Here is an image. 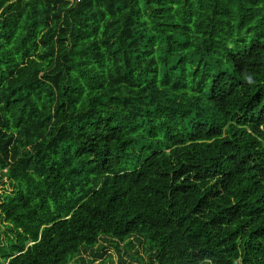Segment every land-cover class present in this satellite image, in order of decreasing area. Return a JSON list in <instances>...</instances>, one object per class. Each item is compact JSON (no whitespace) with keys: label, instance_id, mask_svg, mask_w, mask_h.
<instances>
[{"label":"trees","instance_id":"16d2710c","mask_svg":"<svg viewBox=\"0 0 264 264\" xmlns=\"http://www.w3.org/2000/svg\"><path fill=\"white\" fill-rule=\"evenodd\" d=\"M0 187V264H264V0H0Z\"/></svg>","mask_w":264,"mask_h":264},{"label":"rangeland","instance_id":"374dc122","mask_svg":"<svg viewBox=\"0 0 264 264\" xmlns=\"http://www.w3.org/2000/svg\"><path fill=\"white\" fill-rule=\"evenodd\" d=\"M1 188V187H0ZM6 188V187H2ZM7 190V189H6ZM0 231L3 232V225H0ZM3 239V236H1ZM134 250H128L124 245L120 244V253L116 252L115 248L111 243L104 245L103 257L102 259H95L91 264H140L129 258V255L134 254V251L138 252L139 256L144 259L142 264H147V258L143 255L142 247L134 244ZM128 251V252H126ZM122 260V262H121Z\"/></svg>","mask_w":264,"mask_h":264},{"label":"built area","instance_id":"2783aa9c","mask_svg":"<svg viewBox=\"0 0 264 264\" xmlns=\"http://www.w3.org/2000/svg\"><path fill=\"white\" fill-rule=\"evenodd\" d=\"M80 2V0H69V5L70 6H73V5H76Z\"/></svg>","mask_w":264,"mask_h":264}]
</instances>
